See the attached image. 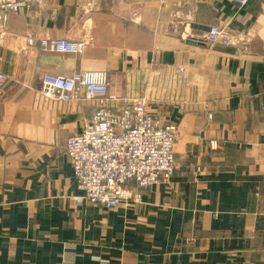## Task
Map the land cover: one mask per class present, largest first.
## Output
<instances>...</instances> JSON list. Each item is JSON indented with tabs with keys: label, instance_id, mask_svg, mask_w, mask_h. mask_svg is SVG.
<instances>
[{
	"label": "crops",
	"instance_id": "obj_1",
	"mask_svg": "<svg viewBox=\"0 0 264 264\" xmlns=\"http://www.w3.org/2000/svg\"><path fill=\"white\" fill-rule=\"evenodd\" d=\"M215 25L240 41L208 42ZM82 71L176 126L175 174L140 204L74 202L65 142L98 104L39 91ZM0 72V264H264V0H41L0 30Z\"/></svg>",
	"mask_w": 264,
	"mask_h": 264
},
{
	"label": "built area",
	"instance_id": "obj_2",
	"mask_svg": "<svg viewBox=\"0 0 264 264\" xmlns=\"http://www.w3.org/2000/svg\"><path fill=\"white\" fill-rule=\"evenodd\" d=\"M243 7L248 0H230ZM41 0H0V30L9 15L37 6ZM206 40L231 47L240 39L215 25ZM28 48L49 54L81 55L86 43L59 38L26 37ZM8 77L0 72V91ZM40 94L49 100H93L98 107L83 124L79 134L65 142V154L72 168L78 205H100L107 209L142 203L139 189L168 183L176 171L175 127L164 125L146 109L144 99L129 100L109 91L106 73L82 71L69 77L46 75ZM210 119V115H206ZM199 173L198 167L191 168ZM193 172V175L196 174ZM190 175V176H193ZM193 176V177H194Z\"/></svg>",
	"mask_w": 264,
	"mask_h": 264
},
{
	"label": "rangeland",
	"instance_id": "obj_3",
	"mask_svg": "<svg viewBox=\"0 0 264 264\" xmlns=\"http://www.w3.org/2000/svg\"><path fill=\"white\" fill-rule=\"evenodd\" d=\"M83 42V41H82ZM85 43V42H84ZM85 50V49H84ZM77 73V72H76ZM112 94V93H111ZM132 98H137V97H132ZM139 99V98H138ZM141 99H143V98H141ZM144 103H145V100H144ZM145 107H146V105H145ZM146 109H147V107H146ZM150 113V112H149ZM151 114V113H150ZM152 116H154V117H158L161 121H162V123L164 124V125H166V126H168V125H173V124H171V123H168V122H166V121H164L162 118H160L159 116H157V115H153V114H151ZM207 115V114H206ZM210 115V114H209ZM210 118H211V116H210ZM208 120H210V119H208ZM174 126V125H173ZM175 127V130H176V126H174ZM175 137H176V133H175ZM212 147H213V145H212ZM193 167H198L199 169H200V172L199 173H195L194 171L195 170H193V169H191V168H193ZM188 171H187V173H186V175H185V178H189L190 177V175H193V172L196 174V176H194V177H191V179H196V177H198L201 173H202V169H201V167L200 166H197V165H192V164H190L188 167ZM170 182V181H169ZM168 182V183H169ZM150 189V188H149ZM148 190V189H147ZM147 190H141L140 191V189H139V193L140 192H144V191H147ZM141 194V193H140ZM186 242H190V240H187ZM66 246H67V244H66ZM99 264H108V262L106 261V260H102V261H99Z\"/></svg>",
	"mask_w": 264,
	"mask_h": 264
}]
</instances>
